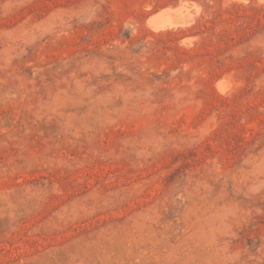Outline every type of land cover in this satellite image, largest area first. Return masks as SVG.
I'll return each mask as SVG.
<instances>
[{"label": "rangeland", "instance_id": "obj_1", "mask_svg": "<svg viewBox=\"0 0 264 264\" xmlns=\"http://www.w3.org/2000/svg\"><path fill=\"white\" fill-rule=\"evenodd\" d=\"M0 264H264V0H0Z\"/></svg>", "mask_w": 264, "mask_h": 264}, {"label": "bare ground", "instance_id": "obj_2", "mask_svg": "<svg viewBox=\"0 0 264 264\" xmlns=\"http://www.w3.org/2000/svg\"><path fill=\"white\" fill-rule=\"evenodd\" d=\"M198 12H199L198 4L192 2L190 4L187 1H181L179 4H177V6H168L162 9H158L156 13L151 14L148 17L147 25L153 32L156 33L158 32L164 33L167 31H173L180 28H185L190 26L195 21V16H196L195 14H197ZM194 39L196 40V38ZM182 42L188 44L189 46V43H191V39L189 38L184 39ZM218 88H219V84H218Z\"/></svg>", "mask_w": 264, "mask_h": 264}]
</instances>
